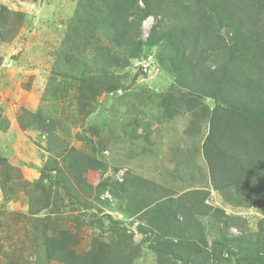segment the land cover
I'll list each match as a JSON object with an SVG mask.
<instances>
[{
    "label": "rangeland",
    "instance_id": "374dc122",
    "mask_svg": "<svg viewBox=\"0 0 264 264\" xmlns=\"http://www.w3.org/2000/svg\"><path fill=\"white\" fill-rule=\"evenodd\" d=\"M85 3L0 0V264H74L78 257H84L80 264H185L187 252L190 264H240L244 249L263 255L259 244L247 242L264 239V204L246 201L230 182L213 186L202 152L209 132L204 105L210 110L212 100L204 98L202 110L191 112L169 107L185 90L175 80L168 48L118 50L131 57L113 72L119 87L90 99L80 80L64 76L71 73L61 60L63 44L72 46L71 38L74 49L83 45L85 35L76 34L79 25L73 29L71 22L85 14ZM153 22L152 16L142 22L141 38ZM220 35L231 41L227 28ZM109 39L93 27L92 41L108 46ZM80 50L89 55L87 67L103 63L91 46ZM114 181L130 190L161 185L162 193H176L174 207L161 214L150 205L140 213L137 197H126ZM193 188L206 193V207L191 220L204 238L171 239L178 254L162 253L155 239H170L165 233L175 223V205ZM90 204L99 208L85 209ZM221 228L239 242L222 239ZM51 240H65L66 248L46 253Z\"/></svg>",
    "mask_w": 264,
    "mask_h": 264
},
{
    "label": "trees",
    "instance_id": "16d2710c",
    "mask_svg": "<svg viewBox=\"0 0 264 264\" xmlns=\"http://www.w3.org/2000/svg\"><path fill=\"white\" fill-rule=\"evenodd\" d=\"M244 2V0H86L85 14L79 12L78 17L73 18L71 22L73 29L79 25L75 30L76 34L85 35L82 36L85 38L81 39L83 45L76 50L74 40L71 38L67 40L73 45L63 44L66 53H63L61 60L71 73H65L64 76L80 80L88 91L84 93L90 99L97 91L109 92L119 87L113 72L115 69L126 67L131 57L130 54L122 56L118 50L129 47L131 52L135 49L141 52L142 47L168 48L171 51L168 61L173 68L175 80L178 86L185 90L175 97L180 99L171 102L169 107L185 108L191 112L199 106L202 110L204 98L212 100L210 110L209 106L204 105L209 132L204 139L202 152L213 186L225 188L230 182L237 191L241 190L246 194V201L251 197L253 199L250 198V202L264 204V0ZM88 15L91 18H88ZM149 16L154 18V22L146 37L141 38V24ZM93 27L110 34L111 45H98L96 40L92 41ZM224 28L230 32V42L220 35L221 29ZM83 46L84 49L91 46L92 50L97 47V52L94 50L96 57L101 59L104 57L101 66L96 69L93 67L95 70L87 67L89 62L86 58L89 55L80 54ZM89 54H93L91 50ZM92 64L96 65L97 62ZM80 65L82 68L78 71L77 66ZM185 94H191L192 97L186 98ZM34 120L40 125L41 130L50 132L48 127L41 126L42 116L39 118L35 116ZM117 185L126 197H137L133 202H138L141 206L138 210L140 213H144L150 205L151 211L161 214L169 211H166L167 206L174 207L171 201L175 199L176 193L173 195L162 193L166 192V188L161 185L158 187L155 184L147 186L139 184L133 186L134 190H130V186L124 181H114L115 189ZM205 194V191L197 188L180 194V201L175 205L173 214L175 223L171 225L173 228L165 233L170 239H164L162 235L155 239L157 246L161 248L160 252L174 251L178 254L173 239L180 244L185 240L183 238L191 240L204 238V230L199 222L193 224L191 220L194 212L200 213L202 208L206 207ZM143 195L146 201H142ZM164 197L167 200L163 202L161 198ZM95 201L103 203L104 199L97 197ZM88 207L99 208L90 204L85 209ZM260 229L262 231V228ZM220 234L222 239L231 244L240 240L239 236L225 237L222 228ZM65 242L45 241V252L60 251L66 248ZM254 242L259 244L261 251L264 252V239L260 238L257 241L253 239L247 243ZM191 254L187 252L182 257L185 264H190ZM239 258L240 264H264V254H260L259 251L244 249L243 256ZM74 259L78 260V263L74 264H80L84 257Z\"/></svg>",
    "mask_w": 264,
    "mask_h": 264
}]
</instances>
